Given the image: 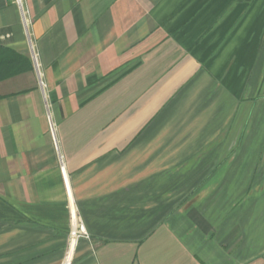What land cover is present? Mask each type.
Instances as JSON below:
<instances>
[{
  "label": "crops",
  "instance_id": "obj_1",
  "mask_svg": "<svg viewBox=\"0 0 264 264\" xmlns=\"http://www.w3.org/2000/svg\"><path fill=\"white\" fill-rule=\"evenodd\" d=\"M0 47V264H264V0H0Z\"/></svg>",
  "mask_w": 264,
  "mask_h": 264
},
{
  "label": "trees",
  "instance_id": "obj_2",
  "mask_svg": "<svg viewBox=\"0 0 264 264\" xmlns=\"http://www.w3.org/2000/svg\"><path fill=\"white\" fill-rule=\"evenodd\" d=\"M31 69L28 58L17 52L0 47V82L6 81Z\"/></svg>",
  "mask_w": 264,
  "mask_h": 264
},
{
  "label": "built area",
  "instance_id": "obj_3",
  "mask_svg": "<svg viewBox=\"0 0 264 264\" xmlns=\"http://www.w3.org/2000/svg\"><path fill=\"white\" fill-rule=\"evenodd\" d=\"M71 210H72V227H71V233H70V239H69V247H70L71 238L75 237V239H76L75 247H74V251H75V248H76L78 242L80 241V239H82L83 237H86V232L84 230L83 224H82L80 217L77 214L75 208L72 207Z\"/></svg>",
  "mask_w": 264,
  "mask_h": 264
}]
</instances>
